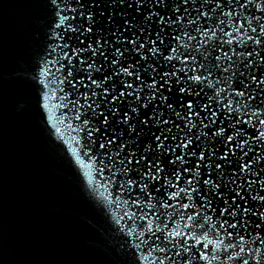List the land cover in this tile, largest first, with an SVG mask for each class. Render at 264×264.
Masks as SVG:
<instances>
[{
  "label": "water",
  "instance_id": "water-1",
  "mask_svg": "<svg viewBox=\"0 0 264 264\" xmlns=\"http://www.w3.org/2000/svg\"><path fill=\"white\" fill-rule=\"evenodd\" d=\"M215 3L216 0H209L205 5L203 0H197L195 7L208 12ZM221 8L222 11L229 10L223 4ZM231 8L239 14L238 21L216 11L208 12V19L201 18L195 25L182 20L180 26L173 25L171 29L172 36L180 34L183 29L197 37L194 41H188L187 36H182L181 40V43L195 46L191 50L197 60L210 65L214 57H221L218 61L221 69L227 67L229 71H215L210 79L215 88L225 90L224 98L229 100L233 99L231 93L235 82L241 78L239 73L243 72L247 78L249 73L259 75L264 70L261 67L264 59L260 56L248 58L246 55V50L254 47L250 41L245 43L250 34L247 32V24L245 31H234L239 23L244 22L247 13L235 3ZM195 18V11L187 17ZM51 19L43 0H0V264H159L160 260L163 264H242V259L247 258V249L260 246L251 241L257 233L264 236V228L256 230L248 225L246 229L239 226L235 230L227 229L233 232V238H228L225 230L218 227L224 219H229L218 216V210L224 206L221 199H213L212 207L205 209L198 206L196 199L167 200L162 195V180L149 181L148 189L141 193L138 185L142 186L143 181L134 171L129 170L132 166L120 163L123 153L117 156L115 146L107 150V155L103 149H94L93 166L86 169L93 183L91 186L87 184L82 174L84 170L76 165L75 158L68 153V146L75 147L79 153L85 143L92 139L102 142L100 133L94 132L91 138L86 136L85 128L100 126L88 105L97 101L100 107L96 108V114L103 111L108 115V112L101 101L102 88H87L78 83L81 78L85 85L90 81L86 72L80 70L85 65L78 64L77 57L72 58L76 66L73 72L75 79L72 80L75 86L65 80L68 61L63 53L68 49L62 45L69 43L75 48L81 45L74 35L69 40L63 30H53L50 27ZM97 19L103 28L104 18L98 16ZM197 27L208 31L210 38L206 39L197 33ZM213 32L215 35H212ZM79 39L86 45L90 38ZM228 40H233V43L227 44ZM225 51L231 59L225 58ZM88 56L87 52H82L79 59ZM132 59L135 57H130L129 61ZM246 59L255 61V67L246 68L243 63ZM96 61L98 66L104 63L99 56ZM40 67H44L47 72L44 80L48 87L44 91L50 93L53 117L50 123H55L61 129L58 135L50 134V123L46 122L48 111L38 104L42 86L34 76ZM110 71V66L105 63L103 72L93 71L92 76L99 80ZM225 77H230L227 84L217 83ZM118 79L132 78L113 77V80ZM92 91L97 96L92 97ZM205 91L209 95L213 94L212 89ZM253 95L258 94L253 91ZM261 97L264 94L258 95L256 104L260 103ZM236 99L240 100V111L233 114L247 119L243 105H251L253 102L240 97ZM213 108L217 110V106L213 105ZM225 115H228L227 111ZM108 118L112 120L111 115ZM85 119L90 121L87 126L83 124ZM51 131L54 133V129ZM111 135V131L104 133L105 138ZM124 139H128L127 135ZM76 140L80 141L79 145L75 143ZM201 143L207 146L206 140L202 139ZM249 143L257 156L264 157V144H256L251 140ZM216 149L221 150V145L217 144ZM84 152H88V149L84 148ZM237 154L242 155L239 152ZM257 167L253 165L254 169ZM201 171L204 172V169ZM230 171L231 166L225 170V182ZM207 173H212V169H207ZM203 178L212 176L205 174ZM128 179L136 183L129 185ZM248 179L255 177L249 174ZM261 180H264V176ZM240 183L237 178V185ZM192 186L198 187L195 183ZM204 187L206 190L207 186ZM228 187L233 189L236 185L229 184ZM225 195H228L227 190ZM165 202L172 207L164 208ZM180 203H190L195 207L180 209ZM196 213H200L197 220L201 224L205 216L212 217L203 229L187 220L188 215ZM237 219H247V216ZM175 231L183 235L170 237L169 233ZM205 231L211 239H223L225 246L229 240L234 245H240L236 232L244 235L247 243L242 258H229L239 251L238 246L225 251L224 246L218 250L214 247L206 250L202 245L195 244L191 239L192 234L202 236ZM182 240L184 246L194 245L190 252L183 251ZM161 247L166 252L158 251ZM202 251L208 252L207 261L198 258ZM165 256L168 258L165 259ZM213 256L216 258L213 259Z\"/></svg>",
  "mask_w": 264,
  "mask_h": 264
},
{
  "label": "snow or ice",
  "instance_id": "snow-or-ice-1",
  "mask_svg": "<svg viewBox=\"0 0 264 264\" xmlns=\"http://www.w3.org/2000/svg\"><path fill=\"white\" fill-rule=\"evenodd\" d=\"M43 3L52 17L50 27L53 30H63L69 40L74 35L81 45L79 48L72 47L69 43L62 45L68 49L63 53L68 61L65 80L72 85L76 67L72 58L77 57L78 64L85 65L80 70L86 72L90 81L85 85L81 78L78 83L87 88L95 86L103 90L101 101L107 108L108 115L103 111L97 115L95 110L100 107V103L93 101L88 107L100 126L85 128L86 136L90 138L94 132L100 133L102 142L92 139L85 143L79 153L75 147L68 146V153L75 158L79 169L84 170L82 174L87 184L91 186L93 183L86 169L93 166L94 149H103L107 155V150L115 146L117 156L123 153L120 163L132 166L129 170L134 171L140 181H143L142 186L138 185L141 193L148 189L149 181L162 180L160 187L164 189L162 195L167 200L196 199L198 206L205 209L212 207L213 199H221L224 206L218 210V216L229 219H224L218 227L225 230L228 238H233V232L227 229L235 230L238 226L246 229L248 225L256 230L264 228V187H256L264 185V180H261L264 176V157L257 156L249 143L251 140L256 144H264V111L261 110L264 109V97L260 98L259 104L255 103L258 95L264 94V70L259 75L249 73L247 78L243 72L239 73L241 78L235 82L231 93L233 99L229 100L224 98L225 90L215 88L210 79L215 71H229L227 67L221 69L218 63L221 57H214L210 65L197 60L191 50L195 46L187 42L181 43L182 36H187L188 41L196 40V36L183 29L180 34L171 35L173 25L180 26L182 20L195 25L201 18L208 19V12L220 11L221 15L238 21L239 14L231 8L235 3L247 13L244 22L234 29L243 32L245 23L247 24V32L250 34L245 43L250 41L254 46L246 50L247 57L260 56L264 59V0H216L215 6L210 7L208 12L195 7L197 0H43ZM203 3L206 5L209 0H203ZM222 4L229 10L222 11ZM193 11L196 12V18L187 19ZM98 16L104 18L103 28L99 26ZM195 31L206 39L210 38L208 31L204 29L197 27ZM93 36L94 39L91 38ZM79 37L90 39L85 45ZM173 43L176 44L175 47ZM226 43L231 45L233 40ZM82 52H87L89 56L79 59ZM97 56L104 62L99 66ZM133 56L135 59L129 61ZM224 56L231 59L227 51ZM105 63L110 66L111 71L99 80L93 78L92 72H103ZM243 63L246 68L255 67L252 59H246ZM261 67L264 69V65ZM46 75L45 68L40 67L34 79L42 86L38 104L48 111L46 122L50 123L53 117L50 93L44 91L48 87L44 80ZM113 77L132 79L113 80ZM229 79L230 77H225L217 83L227 84ZM205 89H212L213 94L209 95ZM253 91L258 95H253ZM91 96L95 97L97 93L92 91ZM237 97L253 102L251 105H243L247 119L233 114L240 111V100ZM213 105L217 106V110H214ZM109 115L112 116L111 121ZM83 124L87 126L90 121L85 119ZM214 126L217 127L214 129ZM53 129L54 133L51 131ZM108 131L112 135L105 138L104 133ZM60 133L61 129L55 123H50V134ZM126 135L128 139H124ZM202 139L207 141V146L201 143ZM117 140L120 142L117 143ZM64 143L67 145L66 141ZM75 143L79 145L80 141L76 140ZM217 144L221 145L219 151L216 149ZM84 148L88 152H84ZM125 148L128 149L127 152L124 151ZM238 152L242 155H238ZM108 158L112 157L109 155ZM254 164L258 165L255 169ZM229 166L231 171L225 182V170ZM209 168L212 173H207ZM205 174L212 178L201 179ZM249 174L255 179H248ZM237 178L241 181L239 185ZM127 183L131 185L136 181L128 179ZM194 183L198 187H193ZM181 184L185 186L182 187ZM229 184L236 185V188L229 189ZM204 186H207L206 190ZM167 189L173 191L168 192ZM226 190L228 195H225ZM163 207L172 205L165 202ZM194 207L190 203H180V209ZM199 215L200 213L188 215L187 220L203 229L212 217L205 216L204 223L201 224L197 220ZM245 216L247 219H237ZM253 217L256 219L253 220ZM149 231H152L151 227ZM182 235L180 231L169 233L170 237ZM236 235L239 236L240 245H234L229 240L225 246L223 239H211L207 231L202 236L193 233L191 239L206 250L210 247L218 250L224 246L227 251L238 246L239 251L229 258L240 259L245 253L244 245L247 242L244 235L239 232ZM251 242L260 246L248 248L247 258L242 259V264H249L250 261L253 264H264V247H261L264 246V236L257 233ZM181 244L185 253L194 247L184 246L183 240ZM158 251L166 252V249L161 247ZM198 258L207 261L208 252H200ZM159 264H163V261L160 260Z\"/></svg>",
  "mask_w": 264,
  "mask_h": 264
}]
</instances>
